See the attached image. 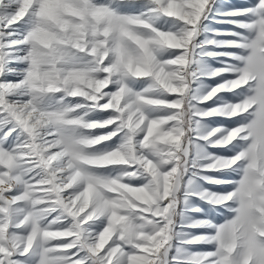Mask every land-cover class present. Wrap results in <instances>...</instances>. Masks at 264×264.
<instances>
[{"label": "snow or ice", "instance_id": "snow-or-ice-1", "mask_svg": "<svg viewBox=\"0 0 264 264\" xmlns=\"http://www.w3.org/2000/svg\"><path fill=\"white\" fill-rule=\"evenodd\" d=\"M0 264H264V0H0Z\"/></svg>", "mask_w": 264, "mask_h": 264}, {"label": "rangeland", "instance_id": "rangeland-1", "mask_svg": "<svg viewBox=\"0 0 264 264\" xmlns=\"http://www.w3.org/2000/svg\"><path fill=\"white\" fill-rule=\"evenodd\" d=\"M232 2H233L234 4L240 5L241 3H243V0H232ZM9 79H12V78L9 77ZM209 103H211V102H209Z\"/></svg>", "mask_w": 264, "mask_h": 264}]
</instances>
